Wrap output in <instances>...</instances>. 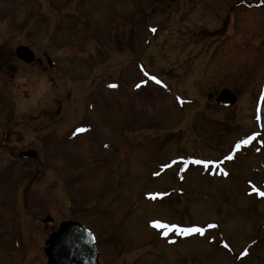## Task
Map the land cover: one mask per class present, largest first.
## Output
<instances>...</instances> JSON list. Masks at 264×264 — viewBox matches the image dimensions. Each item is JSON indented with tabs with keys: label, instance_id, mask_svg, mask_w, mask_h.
I'll use <instances>...</instances> for the list:
<instances>
[{
	"label": "rangeland",
	"instance_id": "374dc122",
	"mask_svg": "<svg viewBox=\"0 0 264 264\" xmlns=\"http://www.w3.org/2000/svg\"><path fill=\"white\" fill-rule=\"evenodd\" d=\"M250 1L0 0V264H45L69 219L104 262L264 264V150L232 151L257 129L264 76V5ZM227 87L236 103L215 104Z\"/></svg>",
	"mask_w": 264,
	"mask_h": 264
},
{
	"label": "water",
	"instance_id": "95a60500",
	"mask_svg": "<svg viewBox=\"0 0 264 264\" xmlns=\"http://www.w3.org/2000/svg\"><path fill=\"white\" fill-rule=\"evenodd\" d=\"M16 54L27 63L35 60L34 52L25 45L18 46ZM9 69L16 71L17 68L9 65ZM217 100L220 104H231L236 101V97L229 89H224ZM36 154V151H27L22 155L29 157ZM47 245L45 249L49 258L47 264H98V250L93 237L78 222L61 223L60 228L51 234Z\"/></svg>",
	"mask_w": 264,
	"mask_h": 264
},
{
	"label": "snow or ice",
	"instance_id": "6c2138e0",
	"mask_svg": "<svg viewBox=\"0 0 264 264\" xmlns=\"http://www.w3.org/2000/svg\"><path fill=\"white\" fill-rule=\"evenodd\" d=\"M153 31H155V29H153ZM153 79H155V77H153ZM78 131H83V129H78ZM239 147V146H237ZM197 163H203V164H208L211 163L209 161H196ZM259 191V190H257ZM261 195H264V192L260 193ZM155 227H160V228H166L170 231H179L182 234H189V233H203L204 229L200 228V227H180L178 225H169V224H161L159 221H154L153 222ZM164 235H167V232L162 233Z\"/></svg>",
	"mask_w": 264,
	"mask_h": 264
},
{
	"label": "flooded vegetation",
	"instance_id": "af4514ba",
	"mask_svg": "<svg viewBox=\"0 0 264 264\" xmlns=\"http://www.w3.org/2000/svg\"><path fill=\"white\" fill-rule=\"evenodd\" d=\"M9 62H12V60L7 61L6 64H5V66H7V64H8ZM215 104H217V103H215ZM254 121H255V107H254ZM52 231H54V230H52ZM52 231H51V232H52ZM11 239H12V240H11L12 246L15 247V248H17L18 250L22 251V250H23V246L20 245V242L18 241L17 236L15 235V233H12V235H11ZM98 243H99V241H98ZM98 246H99V245H98ZM99 248H100V247H99ZM101 253H102V250H101ZM102 256H103V255H102ZM100 264H112V263H111V262H108V261L104 262V261H103V258L101 257Z\"/></svg>",
	"mask_w": 264,
	"mask_h": 264
}]
</instances>
